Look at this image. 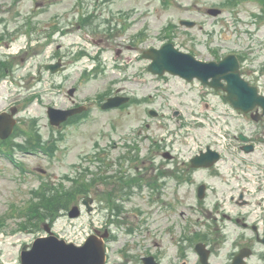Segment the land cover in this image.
Instances as JSON below:
<instances>
[{"label": "rangeland", "instance_id": "rangeland-1", "mask_svg": "<svg viewBox=\"0 0 264 264\" xmlns=\"http://www.w3.org/2000/svg\"><path fill=\"white\" fill-rule=\"evenodd\" d=\"M5 1L8 3V0ZM23 3L19 5L21 12H18V9L13 11L23 15V12L28 10L31 5L28 1ZM133 5L136 9L134 20H137V23L126 29V36L122 35V37L126 38L129 35L137 37V33L143 32L144 35L141 39L135 38L137 42L133 41L138 47V51L150 46L156 47L168 42L167 39H171V42L180 50H190L203 60L211 59L213 53L217 52L225 54L252 51L255 54L253 59L261 60L264 57V49L262 47L256 48L250 40L252 36L248 34L254 32V28L255 31L259 29L256 37L260 39L264 33V27H262L264 19L262 17L255 19V25L249 26L251 22H254L249 15L258 13L259 9V5L253 0H133ZM214 7H220L222 14L216 18L207 16L206 9ZM183 18L195 20L197 22L196 27L193 29L180 28L177 21ZM170 24L175 26L168 28L171 26ZM116 27L121 29L120 23ZM84 35L86 34L81 31L76 34V37L83 38ZM101 35L88 34L89 37L94 38ZM19 37L25 38L21 35ZM75 41L79 42L78 40ZM124 41L126 40L124 39ZM119 42L120 40L118 42L113 39L109 40L108 47L110 49L101 52L100 59L105 64V71L99 73L91 69V72H87L89 76L82 78L78 84L84 86L82 95H86L88 90H91L89 94L93 95L101 90L106 91V87H120L125 94L133 96L137 101L135 100L134 103L132 102L121 111L95 112L90 123L69 126L68 129L61 132V136L56 133L61 142L58 143L56 152L54 151L47 156L24 151L25 141L29 138L26 136L18 137L16 135V141L8 142L0 147V152H4L0 153L1 263L17 264L21 248L24 245L30 246L37 237L45 234L43 230H40L43 228L42 224L39 225L40 229H34V227L27 225L29 218L25 219L18 215L24 211H20V209H23L27 202L35 204V189H38L40 185L47 189H53L55 184L63 181L65 175L78 178L80 181L81 177L78 174L82 171L91 172L87 179L97 177L102 170L101 166L105 164L101 161L102 158L110 162L107 169L110 170L108 175L120 170L123 173L127 171L126 175H132L137 171L155 175L158 166L168 162L162 158V153L165 150L174 156V160L171 161L173 170L177 165L187 162L205 146L214 144L213 140L216 136H210L212 131L207 130L206 126H201L198 122L200 93L197 88L194 85L183 84L178 78L168 75L160 79L149 75L146 72L147 62L140 56L138 63L134 62L129 66L120 65L119 62L121 61L119 60L122 55L116 56L114 50H111ZM127 42L133 45L131 40ZM118 46L122 47L123 45L118 44ZM89 47L93 49L91 50L92 54L97 52L92 46ZM35 51L36 49L32 51L30 56L34 55ZM50 51L45 50L44 56L48 55ZM123 53L125 57H133L137 51H123ZM118 58L119 60L114 61ZM37 62L38 57L34 55L25 61L23 68L30 69L35 73ZM90 66L93 65L90 63ZM82 68V65H75L71 67L70 72L75 74ZM57 79L58 76H53L49 78L48 82H39L36 77H33L27 79L29 81L26 85L31 87V91H36L39 88V91L44 95V102L47 103L53 98L55 89L52 88V85L56 84ZM15 90V85H10V83H4L1 86L0 111L7 109L10 105L9 102L14 101L15 98H20V95L25 93L23 88L20 95L14 93ZM176 106L181 110V116L173 118L174 109H178ZM150 109L155 110L159 115L156 118L150 117L148 115ZM33 110L25 114L24 118L19 119L23 122L21 121L18 126L29 132L33 127L30 135L36 137L38 132L42 133L41 141L45 143L52 134V131L43 125L45 109L41 104L40 106L34 104ZM21 115L23 116L24 113ZM32 119H35V122L32 121L33 124L30 122ZM178 119L179 122H177ZM137 129H140L139 134L138 132L135 133ZM132 134L133 137L131 138ZM113 141L116 144H113ZM13 143L21 146L11 148ZM134 146L137 149H133ZM99 150H102L105 155L100 156L97 160L88 159L91 156L88 154H100ZM152 165L155 166L153 171ZM168 173L174 172L168 171ZM196 177H200V174L197 173ZM163 181L171 187L175 183L174 179ZM64 185L69 186L67 182ZM164 194L162 199L165 200L185 197V207H183L184 203L179 207L176 206V209L171 210L170 215H168L171 218L170 224H176L173 231L178 234L183 231L186 221L179 229L181 227L178 221L180 211H186V217L192 218L193 222L188 224L189 231L195 229L194 221L198 216L197 211H199L200 206L199 204L196 205L193 195L184 190L175 193L171 188H165ZM91 195L94 198L93 211L86 213L83 208L81 216L77 219L67 220L62 217L55 221L52 232L56 237L75 244L81 243L93 226L99 227L101 225L105 213L101 210L100 183ZM142 198L143 196H136L133 199L141 208L146 207L144 205L145 199ZM214 202L215 195L211 193L210 199L206 202L207 207L211 209ZM187 205L190 206V209L186 207ZM12 207H15L18 212H12ZM206 213L207 211L204 210V218L214 214V212L209 215ZM164 215L166 214L161 216L162 219L158 226L165 232L164 225L167 222ZM155 218L156 216L153 215L149 220L152 226L157 225L153 221ZM167 234L169 233L156 238L157 243H160L162 248L168 245V242L165 241ZM111 247L118 249L119 244Z\"/></svg>", "mask_w": 264, "mask_h": 264}, {"label": "flooded vegetation", "instance_id": "flooded-vegetation-1", "mask_svg": "<svg viewBox=\"0 0 264 264\" xmlns=\"http://www.w3.org/2000/svg\"><path fill=\"white\" fill-rule=\"evenodd\" d=\"M26 1L31 5L28 10L23 12L22 24L24 22V28L28 31H37L41 43L52 50L51 63L56 64L58 69H62V72L57 73L56 84H53L56 93L55 108L59 110L80 108L81 113L87 111L89 114V106H87L88 102L85 101V98L92 95L89 94L91 90H88L86 95H82L84 86H80L78 82L82 80L84 75L68 74L67 65H70L72 59L68 53L62 52L61 49L67 48L68 44L73 43L69 34L73 28H77L80 31L83 29L91 33L101 32L102 35L96 39L89 38L92 43L100 47L107 48L109 46L108 41L111 39L117 42L120 40L116 50L121 55V47L118 44H122L124 39L129 40V36L123 38L122 35H125V29H129L137 23V20H134L136 9L133 0H8V4L5 6L10 12L9 14L12 15L14 9L21 12L19 5ZM256 1L259 4L257 15L264 19V0ZM119 23L120 30L116 27ZM251 25H255V23H250L249 26ZM35 26L36 29H34ZM262 27H264V20ZM258 31L259 29L255 31L254 28V32H249V35L252 36L250 40L254 45L264 48V33L260 39H257L256 33ZM120 32L123 33L119 36ZM126 48L131 49L133 47L126 45ZM221 58L222 56L214 53V61ZM238 71L244 81L256 87L260 93H264V63H256L239 57ZM45 74L48 78L55 75L46 72ZM212 92L224 101L222 91ZM94 95L97 97L96 93ZM100 99L97 97L95 101L97 107L101 105ZM82 108L85 109L82 110ZM18 109H21V106L17 104V111ZM60 129L62 128H58V130ZM109 171L105 170L103 175H108ZM167 172L164 171V173ZM208 177L216 179L218 176L214 174ZM100 183L103 203L107 206H113L116 199L120 198V195L117 196L115 192L117 190L116 185L113 184L112 180H103L102 178ZM187 188V182L183 181L175 187L174 191L184 190L187 192ZM126 191L128 190L126 189ZM82 200L83 198H80L76 205H80ZM172 202L174 205H182L185 203V197H176ZM74 205L75 203L72 206ZM166 207L169 209L171 204H166ZM126 209L127 211L120 212V206L116 203L113 212L118 214L115 216L118 219L116 223L122 224V230L117 226L122 237L131 238V240L116 242L119 243V248L112 249L106 256V264H264V233L254 232L253 230L256 231L257 229L252 228L253 230H251L245 222L239 219L228 217L230 221L226 225L228 226L227 230L223 233L220 231L215 217L209 216L206 219L208 223L206 225L207 233H169L167 237L174 248L163 249L161 244L155 241L156 236H162L161 233H158L161 230L160 227L155 225L149 228L150 225L146 218L139 217V214L134 213L130 208ZM165 214H167V209H165ZM179 216L181 222L186 220L185 211L180 212ZM112 238L111 233L108 240Z\"/></svg>", "mask_w": 264, "mask_h": 264}, {"label": "water", "instance_id": "water-1", "mask_svg": "<svg viewBox=\"0 0 264 264\" xmlns=\"http://www.w3.org/2000/svg\"><path fill=\"white\" fill-rule=\"evenodd\" d=\"M144 56L151 59L152 62L148 70L154 74L162 75L164 72H168L186 81L198 78L203 83L215 88L218 87L220 78L225 79L227 86L224 89L228 93L227 97L236 108L243 109L244 104L247 103L245 101L249 98L245 95L254 93L251 88L238 79L237 73L232 75L233 80L223 74L227 64L235 63L233 62L234 57H227L219 63H202L196 61L191 55L178 52L171 44H167L159 50L150 49ZM208 79H211V81L208 82ZM254 98L256 99V97ZM256 100L261 101V99ZM108 106L110 105L107 104L106 107ZM2 117L3 115H0V120H2ZM10 127L11 122L9 121L5 124L4 133H0V137H7ZM201 159L207 160V164L210 165L217 159V155L208 151L206 154L196 157L192 161L193 166H208L199 162ZM69 215L70 217H76L77 211L73 210ZM103 261V244L94 237L87 240L82 247H75L72 244L67 245L53 237L36 239L30 250L26 251V247H24L21 253L22 264H103Z\"/></svg>", "mask_w": 264, "mask_h": 264}, {"label": "trees", "instance_id": "trees-1", "mask_svg": "<svg viewBox=\"0 0 264 264\" xmlns=\"http://www.w3.org/2000/svg\"><path fill=\"white\" fill-rule=\"evenodd\" d=\"M46 203V205L44 206V210L47 208V210H50L51 209V204H48L49 203V201H46L45 202ZM47 205H49L48 207H47ZM53 210V209H52ZM32 212H34V214L35 213H37V214H41L40 213V209H39V207H36V206H34L33 208H32ZM52 215H53V213H51Z\"/></svg>", "mask_w": 264, "mask_h": 264}]
</instances>
